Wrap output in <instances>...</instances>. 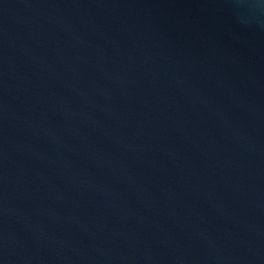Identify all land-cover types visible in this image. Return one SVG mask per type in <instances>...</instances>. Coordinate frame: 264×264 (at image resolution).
<instances>
[{"label":"water","instance_id":"water-1","mask_svg":"<svg viewBox=\"0 0 264 264\" xmlns=\"http://www.w3.org/2000/svg\"><path fill=\"white\" fill-rule=\"evenodd\" d=\"M0 264H264V0H0Z\"/></svg>","mask_w":264,"mask_h":264}]
</instances>
